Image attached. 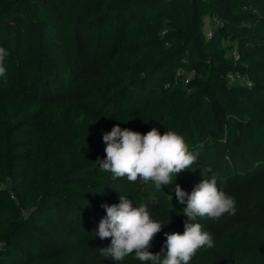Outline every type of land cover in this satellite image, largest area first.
Instances as JSON below:
<instances>
[{
    "label": "trees",
    "instance_id": "1",
    "mask_svg": "<svg viewBox=\"0 0 264 264\" xmlns=\"http://www.w3.org/2000/svg\"><path fill=\"white\" fill-rule=\"evenodd\" d=\"M0 47V264H141L100 255L101 205H146L157 253L188 219L175 184L213 175L236 212L197 218L214 247L189 264H264V0H0ZM116 124L175 131L197 161L161 191L113 180Z\"/></svg>",
    "mask_w": 264,
    "mask_h": 264
},
{
    "label": "clouds",
    "instance_id": "2",
    "mask_svg": "<svg viewBox=\"0 0 264 264\" xmlns=\"http://www.w3.org/2000/svg\"><path fill=\"white\" fill-rule=\"evenodd\" d=\"M8 54L0 47V76L6 73L3 61ZM102 139L106 145L105 158L96 161L101 171L111 173L113 180L127 177L129 182L151 183L158 191L163 185H173V177L176 180L181 172L191 169L198 158L180 134L170 130L161 134L155 127L141 134L116 124ZM174 191L178 202L186 203L183 213L188 219L183 234L165 233L166 240L160 251L150 252L152 241L164 224L152 219L146 205L134 207L132 200L119 194L118 204L101 205L106 216L100 220L95 233L101 240L111 238V243L98 248L100 255L124 261L134 253L141 264H189L197 250L214 247L212 235L196 222L197 218L218 221L225 214L234 215V197L217 187L215 175L203 178L190 194L179 184H175Z\"/></svg>",
    "mask_w": 264,
    "mask_h": 264
},
{
    "label": "built area",
    "instance_id": "3",
    "mask_svg": "<svg viewBox=\"0 0 264 264\" xmlns=\"http://www.w3.org/2000/svg\"><path fill=\"white\" fill-rule=\"evenodd\" d=\"M207 22V21H206ZM213 23H217L215 20H213ZM207 36L209 37L210 36V30L207 29ZM177 75H179L180 77L183 78V82L184 83H187L188 80L190 79V77L192 76V73H189V74H186L183 70L179 69L177 71ZM229 80L230 82H234V81H239V82H244L247 86H249V83L247 81H244L242 79H240L238 76H229Z\"/></svg>",
    "mask_w": 264,
    "mask_h": 264
}]
</instances>
